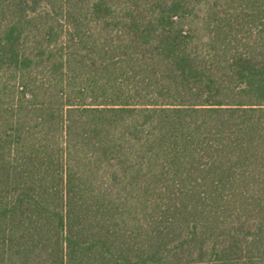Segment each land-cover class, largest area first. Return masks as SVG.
Segmentation results:
<instances>
[{"label":"trees","instance_id":"trees-1","mask_svg":"<svg viewBox=\"0 0 264 264\" xmlns=\"http://www.w3.org/2000/svg\"><path fill=\"white\" fill-rule=\"evenodd\" d=\"M0 264H264V0H0Z\"/></svg>","mask_w":264,"mask_h":264}]
</instances>
